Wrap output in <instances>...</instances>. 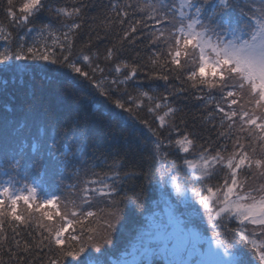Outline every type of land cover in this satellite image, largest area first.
Returning <instances> with one entry per match:
<instances>
[{"label": "snow or ice", "instance_id": "snow-or-ice-1", "mask_svg": "<svg viewBox=\"0 0 264 264\" xmlns=\"http://www.w3.org/2000/svg\"><path fill=\"white\" fill-rule=\"evenodd\" d=\"M89 3L0 0V75L58 73L100 100L131 136L144 125L152 137L147 172L130 158V148L97 145L90 151L79 116L63 119L30 105L21 119L0 124V174L7 177L0 180V251L6 247L16 264H36L30 254L45 250L40 264H106L125 206L140 208L147 198L143 186L123 185L146 175L171 210L168 221L157 225L156 251L174 257L166 264H264V0L113 3L99 20L92 17L96 27L89 26L77 52ZM45 13L55 23L38 25ZM117 27L101 66L93 37L100 40V31L107 36ZM145 40L148 55L141 56L136 45ZM141 73L180 86L165 87L166 94L154 93L151 85L143 90L135 83ZM189 93L199 102L201 130L193 124L192 131L179 133L183 109L175 102ZM140 109L156 127L140 118ZM179 123L186 126L182 117ZM174 132L179 138H171ZM173 147L185 154L181 169L170 159ZM49 182L60 195H41ZM196 218L210 235L194 227ZM34 225L38 235L23 239ZM177 233L184 234L182 243Z\"/></svg>", "mask_w": 264, "mask_h": 264}, {"label": "trees", "instance_id": "trees-1", "mask_svg": "<svg viewBox=\"0 0 264 264\" xmlns=\"http://www.w3.org/2000/svg\"><path fill=\"white\" fill-rule=\"evenodd\" d=\"M56 2H58V0H53V3ZM123 2L134 3L136 0H90L88 12L86 14L85 27L82 30L80 40L76 44L77 52L80 50L82 42L88 39V35L90 34L89 26L96 27V24L93 23L92 17H96L99 20L105 12L110 11V4ZM2 18L3 15L0 13V19ZM136 18L138 19L139 16ZM36 23L38 25L55 23V17L45 13ZM119 31L120 28L117 27L113 33L107 36H105L103 31H100L99 35L102 37L100 40H96L95 37H93V47L101 56V66H106L102 57L105 53V49L116 42V33ZM16 34L23 35L24 31L19 30ZM146 44L147 40H145L144 43L137 42L136 50L140 51L141 56L148 55V49L145 47ZM4 46L5 42L0 40V50H2ZM85 51H87V49H85ZM127 53L132 55L134 50L128 48ZM17 63L24 62L21 61ZM110 66L111 65H108V67ZM135 83L143 90H147L148 86L151 85L156 94H166L165 87L171 89L180 86L178 81H171L166 85L162 80H147L143 73L138 76ZM128 90L133 95L136 94L131 86ZM175 104L183 109L180 113V117L186 122V126L185 124H180V117H178L177 127L179 133L192 131L193 124H195L196 129L200 131L201 125L198 118L201 115V110L198 107L199 102L191 99L189 93V98L181 97L175 102ZM30 105H36L41 110L56 114L63 119H70L73 116H79L81 123L84 126V132L88 137L90 151H95L97 145H103L104 147L111 146L112 151L130 148V158L134 159L138 164H141L143 171L147 172L149 165L146 149L150 147L152 137L148 132L147 127L144 125H139L140 131H138L135 136H131L126 124L112 118L111 114L107 111L105 105L100 100L93 96H89L85 92L74 89L67 81L60 77L58 73H8L6 77L0 75V124H2L5 119L10 120L12 117H16L18 120L21 119L24 116L25 110ZM139 116L141 119H147L152 127H156L157 122L153 119L152 115L146 111V109H140ZM179 133H172L171 138H179ZM203 135H212L214 137L215 133L203 132ZM163 138L165 140L169 138L166 132L164 133ZM170 151L172 153L170 159L175 161L178 169H181L182 158L185 154L179 152L175 147L171 148ZM135 170L139 173L141 168ZM5 178L7 177L0 174V180H4ZM72 182L73 181L71 180H65L64 183L69 184ZM249 182L256 183V181L252 180ZM134 185L143 186L147 198L141 204L140 208H137L134 202L125 206L123 226L115 237L113 246L114 250L111 247L105 253V255L119 254L117 259L113 262L114 264H123L122 261L127 260L123 257L124 253L126 254V252L129 251L130 245L134 243L135 240L137 241L139 239L140 231L147 225V222L151 220V213L155 209L157 201L162 198L158 191V186L155 184V180L150 176L138 175L136 180L123 185V187L128 190ZM46 190L54 191V194L56 195L61 194V189H58L51 182H49V186L46 187ZM41 195H43V192H41ZM129 195H131V191H129ZM141 209H143V211H141ZM29 231L32 233L30 236L26 234ZM207 233H210V231ZM7 234L11 237L10 231H8ZM37 235L38 232L35 230V225L33 226V229H25L24 232L21 233L22 238L28 240L34 239ZM30 255L32 256V259L36 261V264H40L41 257H43L46 262L48 253L45 250L44 252H34ZM0 256H2L3 264H16L15 258L13 257L10 259L9 255L6 253V247L4 251H0ZM154 258L155 257L152 259ZM71 259L72 258H69V261H71ZM143 260L144 264H153L152 261L149 262L147 259ZM29 264H31V262H29ZM158 264L165 263L160 261Z\"/></svg>", "mask_w": 264, "mask_h": 264}, {"label": "rangeland", "instance_id": "rangeland-1", "mask_svg": "<svg viewBox=\"0 0 264 264\" xmlns=\"http://www.w3.org/2000/svg\"><path fill=\"white\" fill-rule=\"evenodd\" d=\"M170 211L171 210L169 208V204L166 202L165 198L162 197L160 200L157 201V205L151 213L152 218L149 222H147V225L140 231L139 239L137 241L135 240L134 243L130 245L129 251L126 252V254L124 253L123 257L127 260L122 261L123 264H132V262H136V264H144L143 259H147L149 262H157L156 264L160 263V261L166 264V261L169 258H174L172 257L171 251L167 253L163 252L162 249L159 252L156 251L158 248L161 247L159 243L161 239V234L157 229V225H159L161 222L168 221ZM181 211H184L185 215H187L189 210L184 209L182 207ZM194 227L201 231L208 229L207 224L201 221L199 218H196ZM208 231H210V229H208ZM207 234L210 235V233ZM177 237L178 241L182 243L184 239V234L177 233ZM112 249L114 250V247H112ZM118 256L119 254L105 255L104 259L106 261V264H114L113 262L117 259ZM153 257L155 258L152 259ZM184 258L192 259L194 257Z\"/></svg>", "mask_w": 264, "mask_h": 264}]
</instances>
